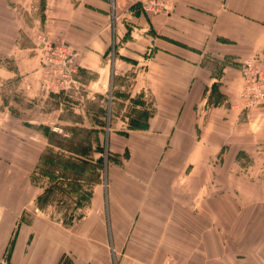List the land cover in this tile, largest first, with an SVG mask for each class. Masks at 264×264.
Returning a JSON list of instances; mask_svg holds the SVG:
<instances>
[{
  "label": "crops",
  "instance_id": "1",
  "mask_svg": "<svg viewBox=\"0 0 264 264\" xmlns=\"http://www.w3.org/2000/svg\"><path fill=\"white\" fill-rule=\"evenodd\" d=\"M39 33L78 52L77 83L108 95L110 121L130 106L142 124L107 134L128 156L67 223L38 205L40 149L0 118V264H264V112L241 97L244 61L264 68V0L156 15L133 0H0V104L11 83L44 94Z\"/></svg>",
  "mask_w": 264,
  "mask_h": 264
},
{
  "label": "rangeland",
  "instance_id": "2",
  "mask_svg": "<svg viewBox=\"0 0 264 264\" xmlns=\"http://www.w3.org/2000/svg\"><path fill=\"white\" fill-rule=\"evenodd\" d=\"M79 67L78 63L68 84L64 83L67 86L60 84L59 74H48L47 71V75L41 76L46 97L43 96L44 94L37 93L28 95L25 92V85L20 87L18 83H14L15 85L11 83L5 91L6 100L0 104V118L11 116L10 121L20 122V124L11 123L10 126L19 128L17 126L19 124L21 127L18 130L29 138L28 144L25 145L27 147L22 150L27 151L28 146L37 145L41 155L42 153L49 155L42 159L40 157L34 174V181L42 185L44 189L37 202L43 206L42 211L49 217L63 220V222L69 221L67 223H74L78 215L87 209L92 196L93 181L97 179L95 184L103 183L109 164L122 163L128 156L127 150L118 153L110 149L107 134L116 126H118L117 132L123 133L142 124L132 121L131 116L137 114L135 113L137 110L130 106L126 108L114 106L118 114L120 110H123L122 114L125 116L123 115L121 119L124 121L119 122L113 117L110 121L108 95L102 97L97 94L98 97H96V93H92L93 88H88L86 84H78ZM100 94L103 95V93ZM201 109L203 111V107ZM139 116L144 119V110L139 113ZM114 119L118 122H112ZM50 132L61 136H73L75 140H82L81 143L89 141L92 149L87 152L89 156L93 154L91 156L93 160L103 158L102 161L105 164L103 171L99 168L95 170V167L83 170L73 169L59 164L60 157L56 153H59L60 149L49 144V137L52 135L49 136ZM97 147L99 151L96 150ZM68 156L74 155L69 153ZM47 187H50L48 192H46ZM71 211L74 215L70 214Z\"/></svg>",
  "mask_w": 264,
  "mask_h": 264
},
{
  "label": "built area",
  "instance_id": "3",
  "mask_svg": "<svg viewBox=\"0 0 264 264\" xmlns=\"http://www.w3.org/2000/svg\"><path fill=\"white\" fill-rule=\"evenodd\" d=\"M141 9L152 15L168 14L173 10L174 0H133ZM38 49L41 54L45 74H59L60 84H68L77 69L78 52L67 42L50 40L44 33L38 34ZM244 85L241 92L244 109L256 107L264 112V68L254 58H247L243 63ZM64 85V86H67Z\"/></svg>",
  "mask_w": 264,
  "mask_h": 264
},
{
  "label": "trees",
  "instance_id": "4",
  "mask_svg": "<svg viewBox=\"0 0 264 264\" xmlns=\"http://www.w3.org/2000/svg\"><path fill=\"white\" fill-rule=\"evenodd\" d=\"M52 134V135H51ZM51 135V136H50ZM56 133L50 132L49 134V144L51 146H56L59 150V153H56V155H59L60 160L59 164L65 165L68 167H72L73 169H86V168H94L97 170L98 168L100 171H103L105 164L102 161V157H99L98 159H94L93 157L89 156L87 151H91L92 144L87 141L86 143H81L82 140H75V137L73 136H61ZM96 150H100L98 147ZM74 155L72 157L68 156V154ZM49 157V155L42 153L41 159ZM93 169V171H94ZM100 175V172H99ZM96 179L93 181L94 183L97 182ZM62 184H60L61 186ZM58 186V187H60ZM57 187V185H56ZM50 188V187H49ZM49 188H46V192H48ZM61 188V187H60ZM38 205L40 207H43L39 202ZM72 215H74L73 211H71Z\"/></svg>",
  "mask_w": 264,
  "mask_h": 264
}]
</instances>
